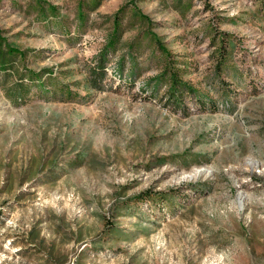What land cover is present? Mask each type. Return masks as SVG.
<instances>
[{"label":"rangeland","instance_id":"374dc122","mask_svg":"<svg viewBox=\"0 0 264 264\" xmlns=\"http://www.w3.org/2000/svg\"><path fill=\"white\" fill-rule=\"evenodd\" d=\"M34 1L0 0V264H264V0Z\"/></svg>","mask_w":264,"mask_h":264},{"label":"trees","instance_id":"16d2710c","mask_svg":"<svg viewBox=\"0 0 264 264\" xmlns=\"http://www.w3.org/2000/svg\"><path fill=\"white\" fill-rule=\"evenodd\" d=\"M35 5L40 10V12H43V6L40 4L42 2L41 0H35ZM98 0H92L91 7H95L97 5ZM83 3L78 2L77 3V18L82 19L83 11H82ZM50 14L55 13V7L49 6ZM124 7H120L113 15L111 20V30L108 36V39L106 43L101 47V49L98 52V58H97V68H94V71H102V65L104 62V56L107 52H109L111 49H113L115 43L117 42V38L120 34V21L122 19ZM145 20L144 17H141ZM223 34V33H222ZM150 38L154 41V47L158 52L163 56L164 61H167L166 55L168 52L166 51L165 47L161 45V42L156 38V36L153 33L148 32L147 33ZM219 35H213L211 38L214 40ZM226 41V42H224ZM219 44L218 49L219 51H222L224 48V45H229L225 37L221 36L219 38ZM131 46L132 43H129ZM25 58V51L19 50L13 46H8L6 44H3V39L0 37V73H4V76L7 75L5 71L7 69H12L13 64H15V61H24ZM221 64V63H219ZM22 68V66H21ZM97 69V70H95ZM16 71V79L13 83V94L17 95L20 99V96H23L24 93L30 88L29 86H36L38 92L43 93H49L48 86H53L51 80L52 75L49 71H40L35 72L30 69L23 68L20 71ZM95 73V72H94ZM157 82L160 81L162 84L166 87V93H167V99L171 102L176 103L178 100L184 96V94H188V92H194V89L191 88L186 82H183L179 79V76L177 74L176 69L172 68L170 63H165L161 68V72L157 75ZM23 81H26L28 84L26 87L23 86ZM59 92L61 94H64L66 98L71 97L72 92L67 88H62L60 86ZM146 192L138 194L135 198V200H140L146 198Z\"/></svg>","mask_w":264,"mask_h":264}]
</instances>
